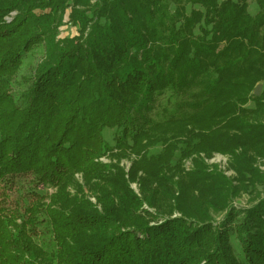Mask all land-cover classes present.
<instances>
[{
	"label": "trees",
	"instance_id": "1",
	"mask_svg": "<svg viewBox=\"0 0 264 264\" xmlns=\"http://www.w3.org/2000/svg\"><path fill=\"white\" fill-rule=\"evenodd\" d=\"M256 2L252 14L236 0H0V264H264V89L254 94L264 81V0ZM67 14L79 32L60 38ZM40 43L45 58L17 100L14 77ZM168 90L178 99L156 119ZM106 129L119 133L115 144ZM122 148L138 161L128 177L114 165L106 181L88 183L93 203L76 173ZM177 151L230 155L236 183L201 157L183 173L172 164ZM43 162L57 191H35L24 214L7 215L4 200L24 194ZM244 191L255 192L252 203L233 205ZM57 210L71 229L46 227L42 247L35 228Z\"/></svg>",
	"mask_w": 264,
	"mask_h": 264
},
{
	"label": "rangeland",
	"instance_id": "2",
	"mask_svg": "<svg viewBox=\"0 0 264 264\" xmlns=\"http://www.w3.org/2000/svg\"><path fill=\"white\" fill-rule=\"evenodd\" d=\"M239 2H246L249 5V11L254 14L258 11V5L256 0H236ZM197 7V6H196ZM67 11H70L69 9ZM17 13V11H12L5 17V21L9 22L12 20L13 16ZM68 14L66 15L65 23L60 27L59 30V37H72L75 35H78L79 28L72 23L68 22ZM45 44L40 43L39 45L35 46L33 50L28 52L22 62V65L20 66L16 76L14 77V80L12 82V93L14 94L15 98L17 100L20 99L21 93L26 90L29 84V80L33 77L37 66L39 63L43 61L45 58ZM262 85V90L264 89V81L257 83V85ZM256 85V86H257ZM256 88V87H255ZM261 90V92H262ZM178 99L177 95L173 94V91H166L163 93L160 97V101L157 103V106L153 110L152 117L156 119L165 118L166 116H170V113L176 103V100ZM249 107H253L254 103L250 102L248 103ZM119 133L117 130L113 129H106L105 130V137L110 143L115 144V137H118ZM161 145L155 146L150 148V150H147L148 155L157 154L161 152ZM175 157L172 161V164H181V168L183 169V173H187L188 171L194 169L195 166V157H201L200 159L205 162V164L208 167L209 171H213L215 169L222 171L225 175H227L230 179L235 181L236 172L234 169H232L230 163H231V157L228 154H223L221 152H214L211 155L206 153H201L199 155H190L188 157H181L180 158V152L174 153ZM139 157L127 148L122 149H115L112 152L100 156L93 161L89 162L86 167L82 170L76 173L75 178L76 180L82 184L84 191L87 195V197L96 204V198L93 196V194L90 193V189H88V183L94 182V181H106L107 175L109 174L110 170H113L114 165H119L120 167L124 168V171L126 174L129 172V170L132 168L133 164L138 161ZM64 159L59 157V162L63 163ZM257 167L264 171V158L258 157L257 159ZM31 173L28 175L26 180L24 181L23 187H24V194L22 193L19 195V193L12 192L13 196L11 199H5L3 206L5 207V211H10V213H7V215H10L11 213H15L16 211H19L20 214L23 210H25L26 207L32 206L34 200H37L39 196L35 195V191L40 193V195L47 194V193H54L57 191V187H54V182L51 178V173L48 165L43 162L40 164H35L31 168ZM61 171V168L56 167L54 168V175L57 176L58 173ZM144 173L142 170H139L137 172V176H143ZM128 177V174L127 176ZM180 178V174H176L173 176V181L177 182ZM131 188L139 195H141V186L139 180L130 182ZM34 191V192H33ZM70 191L72 194L76 193V189L74 187H70ZM33 192V194H32ZM257 193L260 198H264V185H259L257 187ZM255 192L253 194L250 193V191H244L242 192L238 197L234 198L233 205L245 208L248 207L252 202L253 198L255 197ZM51 199L48 197L43 201L45 204H50ZM42 202V203H43ZM147 206V205H145ZM19 207V209H18ZM100 207V206H99ZM50 214L41 217L40 219L42 222L40 224H37L36 228L38 233L34 236L35 241L40 243L42 247H47L42 242V236L49 237L50 235H46V227H49L53 231V233H66L71 229V225L68 223L67 217L65 214H63L61 211H56L54 213L49 212ZM214 215V220L216 222L220 221L223 218L224 213H215L212 212ZM176 215V214H175ZM26 218V216H25ZM22 220V219H21ZM74 221H78L80 224L85 225L87 227L91 226L95 220L91 218H84V217H75L73 218ZM20 222V220H19ZM27 224L28 230L32 232L31 226L28 222V219L25 220ZM232 243L236 249L237 252H240V244L239 240L235 233L232 234ZM38 244L39 246H41Z\"/></svg>",
	"mask_w": 264,
	"mask_h": 264
},
{
	"label": "water",
	"instance_id": "3",
	"mask_svg": "<svg viewBox=\"0 0 264 264\" xmlns=\"http://www.w3.org/2000/svg\"><path fill=\"white\" fill-rule=\"evenodd\" d=\"M261 90H262V85L261 84L257 85L254 90V94L259 95L261 93Z\"/></svg>",
	"mask_w": 264,
	"mask_h": 264
}]
</instances>
